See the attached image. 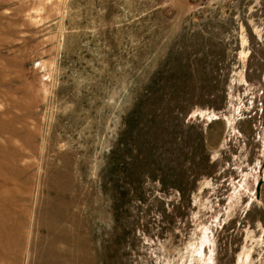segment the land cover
<instances>
[{
  "label": "rangeland",
  "instance_id": "1",
  "mask_svg": "<svg viewBox=\"0 0 264 264\" xmlns=\"http://www.w3.org/2000/svg\"><path fill=\"white\" fill-rule=\"evenodd\" d=\"M0 264H264V0H0Z\"/></svg>",
  "mask_w": 264,
  "mask_h": 264
},
{
  "label": "bare ground",
  "instance_id": "2",
  "mask_svg": "<svg viewBox=\"0 0 264 264\" xmlns=\"http://www.w3.org/2000/svg\"><path fill=\"white\" fill-rule=\"evenodd\" d=\"M51 214H52V213H51ZM52 215H53V214H52ZM54 217H55V216H54ZM55 219H56V217H55ZM77 238H78V237H77ZM78 242H79V241H78ZM81 243H82V242H81ZM81 243H80V244H81ZM82 245H83V244H82ZM80 250H81V249H80ZM77 253H79V252H77ZM80 253H81V251H80ZM83 253H84V252H83ZM81 254H82V253H81ZM81 254H80V255H81ZM77 255H78V254H77ZM81 256H82V255H81ZM76 257H77V256H76ZM78 258H79V256H78ZM79 259H80V258H79ZM79 259H78V260H79ZM80 260H81V259H80ZM76 261H77V260H76ZM79 262H80V261H79Z\"/></svg>",
  "mask_w": 264,
  "mask_h": 264
},
{
  "label": "water",
  "instance_id": "3",
  "mask_svg": "<svg viewBox=\"0 0 264 264\" xmlns=\"http://www.w3.org/2000/svg\"><path fill=\"white\" fill-rule=\"evenodd\" d=\"M259 188H260V184H259V186H258V190H259Z\"/></svg>",
  "mask_w": 264,
  "mask_h": 264
}]
</instances>
